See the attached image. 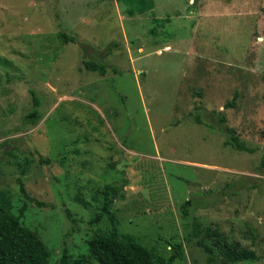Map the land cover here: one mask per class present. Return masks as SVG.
Returning a JSON list of instances; mask_svg holds the SVG:
<instances>
[{
	"label": "rangeland",
	"instance_id": "obj_1",
	"mask_svg": "<svg viewBox=\"0 0 264 264\" xmlns=\"http://www.w3.org/2000/svg\"><path fill=\"white\" fill-rule=\"evenodd\" d=\"M151 1L0 0V198L26 201L47 264L88 254L109 215L156 256L182 242L170 264H264V0ZM224 242L255 257L225 263Z\"/></svg>",
	"mask_w": 264,
	"mask_h": 264
},
{
	"label": "trees",
	"instance_id": "obj_2",
	"mask_svg": "<svg viewBox=\"0 0 264 264\" xmlns=\"http://www.w3.org/2000/svg\"><path fill=\"white\" fill-rule=\"evenodd\" d=\"M143 8H151L152 1L138 0ZM142 10V9H141ZM130 13L135 11L133 8L128 9ZM133 14V13H132ZM58 38L63 42L75 41L74 36L66 34L64 31L57 33ZM113 46H118L116 43H111L108 50ZM84 68L97 71L102 76L106 75L108 68L102 61L92 59L82 60ZM33 107L24 116V120L32 125L38 123L41 118L39 110L40 100L36 93L31 90ZM235 96L225 103V106H233ZM217 120L220 123L225 122V116L217 113ZM194 120L201 122L199 116H195ZM219 129L228 137L225 139V144L241 151H251V148L238 138L233 127L223 124ZM260 166L264 168V153L260 162ZM24 169H20V174L17 177L19 190L25 200H35L38 205H43L42 202L32 198L25 189L23 183ZM110 198L106 197L103 205V210H107L110 203ZM26 201H23L19 207V215L13 214L9 208L2 202L0 198V264H47L51 255V251L38 236L35 230L25 225L21 220V215L25 209ZM191 204V200L187 199L183 206ZM108 211V210H107ZM186 214V210H184ZM111 226L107 232L97 233L87 241L88 254L81 255L78 258L71 259L67 248H63L60 257L53 264H170L176 259H183L182 242L171 244L172 251L167 258L156 256L142 242L132 236H121L118 228V221L113 215H109ZM100 219L98 213L94 221ZM216 241H219L215 239ZM206 251L211 252V248L203 244L200 240L197 241ZM222 257L225 263L246 260L255 257L253 251L243 249L237 250L224 242L222 248Z\"/></svg>",
	"mask_w": 264,
	"mask_h": 264
}]
</instances>
